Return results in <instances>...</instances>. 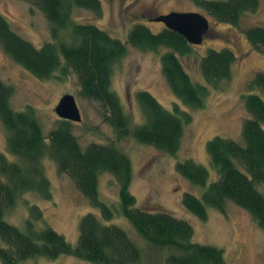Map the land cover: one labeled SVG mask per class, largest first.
<instances>
[{"label": "trees", "instance_id": "trees-1", "mask_svg": "<svg viewBox=\"0 0 264 264\" xmlns=\"http://www.w3.org/2000/svg\"><path fill=\"white\" fill-rule=\"evenodd\" d=\"M23 1L46 18L49 40L35 46L17 34L0 12L2 51L39 79L61 80L75 75L79 95L101 106L103 119L118 138L131 135L140 143L174 156L180 149L184 125L192 120L179 104L174 103L169 111L149 91L139 90L135 96L143 121L130 126L120 98L111 87L113 66L126 55L128 46L153 52L164 48L159 54L161 72L173 95L190 108L203 107L209 87L231 79L236 55L230 48H210L200 58L203 84L193 81L181 61L183 55L193 52V45L164 25L152 31L136 23L123 38H118L99 25L73 16L79 9L100 15L101 0ZM191 1L211 18L238 25L242 15L254 12L261 0ZM244 35L253 48L264 53V26L250 25ZM248 87L256 91L241 99L247 116L241 124L240 139L215 135L206 143L208 161L217 177L207 184L208 169L191 158L177 160L175 169L190 183L204 186L200 195L183 194L181 203L189 212L204 220L207 207L224 211L226 202L231 201L249 212L264 230V193L257 187L264 183V72L254 73ZM13 94V85L0 77V123L5 130L7 153L0 151L1 264H19L35 256L53 259L62 254L96 264H139L140 250L126 231L104 224L94 212L80 217L75 245L50 226L37 227L35 221L43 220L37 205L30 206L24 231L4 219V211L13 207L23 193L31 192L44 200L51 198V184L42 164L45 154L55 162L58 172L74 181L104 220L113 218L116 211L98 196V174H111L118 185L119 213L148 244L175 251L167 255L165 264H227L222 249L192 241L193 229L188 221L166 209L135 206V197L129 190L132 162L114 142L83 147L72 133L71 122L63 119L45 135L33 107H11Z\"/></svg>", "mask_w": 264, "mask_h": 264}, {"label": "rangeland", "instance_id": "rangeland-1", "mask_svg": "<svg viewBox=\"0 0 264 264\" xmlns=\"http://www.w3.org/2000/svg\"><path fill=\"white\" fill-rule=\"evenodd\" d=\"M101 3L100 15L79 9L73 16L78 21L99 25L118 38H123L126 31L136 23L144 24L152 31L160 30L163 23L151 21V18L171 11H192L205 15L210 23L208 33L202 43L193 45L191 54L181 57L185 69L195 82L205 83L199 72V60L208 49L227 47L234 51L236 60L231 68V79L216 86L208 84L210 87L205 104L198 108L182 104L171 92L160 69L159 54L164 48L153 52L128 46L126 55L114 64L111 87L120 98L131 127L143 121V114L135 96L139 90L149 91L169 111L177 103L192 115L191 122L184 125L178 153L173 156L152 145L140 143L131 135L118 138L113 127L103 119L101 106L79 95L75 75L70 74L68 78L61 80L36 78L14 63L0 48V77L14 87L11 107L15 110H23L27 105L33 107L46 135L61 119L54 112L55 104L63 94H73L82 118L80 123L71 122L73 135L83 147L90 143L114 142L129 156L133 169L129 190L135 197L136 207L166 209L175 217L188 221L193 229L192 241L222 249L227 264H264V230L250 213L227 201L224 211L207 207L206 218H198L184 208L181 199L185 192L200 195L204 186L190 183L175 169L177 160L191 158L208 169L209 184L217 175L208 161L207 141L215 135L240 139L241 124L247 116L241 99L243 95L256 91L248 87L253 74L264 72V53L248 43L244 30L253 24L264 26V0L260 1L254 12L244 13L238 25L211 18L191 0H101ZM0 12L17 34L35 46L39 47L49 40L48 21L37 8L26 1L0 0ZM5 145V130L0 123V151L4 153ZM42 164L51 184V198L44 200L31 192L21 194L16 204L4 211L7 222L22 231L26 230L25 220L30 216L29 208L37 205L43 217L41 223L35 221L37 227L50 226L70 244L75 245L79 219L91 211L104 224H114L126 231L140 250L139 264H165L167 255L175 252L168 247L148 244L119 213L118 185L111 174H98V196L113 205L116 211L113 218L104 220L99 210L92 208L88 199L75 186L74 181L58 172L55 162L48 154L43 156ZM257 187L264 193V183ZM19 264L96 263L62 254L53 259L43 256L29 257L21 260Z\"/></svg>", "mask_w": 264, "mask_h": 264}, {"label": "water", "instance_id": "water-1", "mask_svg": "<svg viewBox=\"0 0 264 264\" xmlns=\"http://www.w3.org/2000/svg\"><path fill=\"white\" fill-rule=\"evenodd\" d=\"M153 21L162 22L166 28L179 33L191 45L202 43L210 25L206 16L192 11H171L157 15L153 18ZM54 112L64 120L75 122H81L82 120L75 97L71 93H65L60 97L55 105Z\"/></svg>", "mask_w": 264, "mask_h": 264}, {"label": "flooded vegetation", "instance_id": "flooded-vegetation-1", "mask_svg": "<svg viewBox=\"0 0 264 264\" xmlns=\"http://www.w3.org/2000/svg\"><path fill=\"white\" fill-rule=\"evenodd\" d=\"M58 102V101H57ZM70 122H72V121H70ZM78 123H80V122H78Z\"/></svg>", "mask_w": 264, "mask_h": 264}]
</instances>
